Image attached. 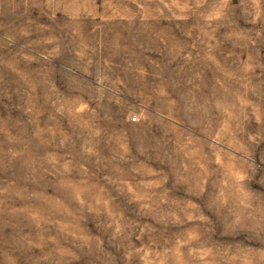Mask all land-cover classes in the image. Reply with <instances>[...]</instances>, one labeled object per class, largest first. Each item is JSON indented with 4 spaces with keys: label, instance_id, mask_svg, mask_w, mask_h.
I'll use <instances>...</instances> for the list:
<instances>
[{
    "label": "rangeland",
    "instance_id": "rangeland-1",
    "mask_svg": "<svg viewBox=\"0 0 264 264\" xmlns=\"http://www.w3.org/2000/svg\"><path fill=\"white\" fill-rule=\"evenodd\" d=\"M0 264H264V0H0Z\"/></svg>",
    "mask_w": 264,
    "mask_h": 264
}]
</instances>
